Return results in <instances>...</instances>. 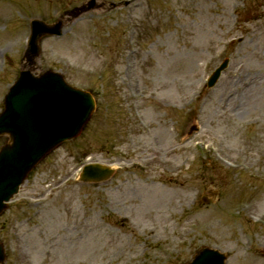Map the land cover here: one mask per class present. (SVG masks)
Instances as JSON below:
<instances>
[{
    "label": "rangeland",
    "instance_id": "374dc122",
    "mask_svg": "<svg viewBox=\"0 0 264 264\" xmlns=\"http://www.w3.org/2000/svg\"><path fill=\"white\" fill-rule=\"evenodd\" d=\"M88 1L0 0V111L28 69L59 72L95 100L80 136L0 216L5 264H186L206 247L226 264H264V0H136L113 11L108 2L124 0H95L75 11ZM60 17L62 36L22 62L30 21ZM90 163L117 170L82 185Z\"/></svg>",
    "mask_w": 264,
    "mask_h": 264
},
{
    "label": "water",
    "instance_id": "95a60500",
    "mask_svg": "<svg viewBox=\"0 0 264 264\" xmlns=\"http://www.w3.org/2000/svg\"><path fill=\"white\" fill-rule=\"evenodd\" d=\"M58 35L59 23L46 25L32 21L27 60L38 56L42 37ZM82 98L81 93L69 89L59 75L49 72L34 78L26 72L20 74L5 98V110L0 116V135L8 134L10 138V144L0 150V213L4 210L3 202L16 193L31 168L60 141L80 132L89 116L86 104H91L90 99L84 103ZM48 123L50 127L45 129ZM110 175L107 168L87 166L80 179L100 182ZM201 256L196 257L193 264H202ZM212 258V264H222L223 257L212 255Z\"/></svg>",
    "mask_w": 264,
    "mask_h": 264
},
{
    "label": "bare ground",
    "instance_id": "6f19581e",
    "mask_svg": "<svg viewBox=\"0 0 264 264\" xmlns=\"http://www.w3.org/2000/svg\"><path fill=\"white\" fill-rule=\"evenodd\" d=\"M249 210H250L249 207L244 208V211H249Z\"/></svg>",
    "mask_w": 264,
    "mask_h": 264
}]
</instances>
